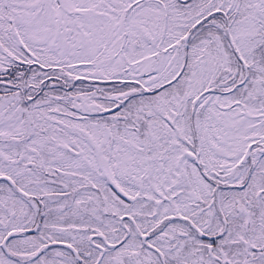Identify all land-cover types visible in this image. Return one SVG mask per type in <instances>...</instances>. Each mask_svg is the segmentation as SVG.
Instances as JSON below:
<instances>
[{
  "label": "snow or ice",
  "instance_id": "obj_1",
  "mask_svg": "<svg viewBox=\"0 0 264 264\" xmlns=\"http://www.w3.org/2000/svg\"><path fill=\"white\" fill-rule=\"evenodd\" d=\"M0 264H264V0H0Z\"/></svg>",
  "mask_w": 264,
  "mask_h": 264
}]
</instances>
